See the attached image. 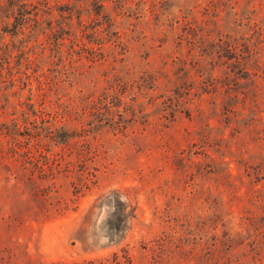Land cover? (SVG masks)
I'll return each mask as SVG.
<instances>
[{
    "label": "rangeland",
    "instance_id": "rangeland-1",
    "mask_svg": "<svg viewBox=\"0 0 264 264\" xmlns=\"http://www.w3.org/2000/svg\"><path fill=\"white\" fill-rule=\"evenodd\" d=\"M19 2L0 264H264V0Z\"/></svg>",
    "mask_w": 264,
    "mask_h": 264
},
{
    "label": "trees",
    "instance_id": "trees-1",
    "mask_svg": "<svg viewBox=\"0 0 264 264\" xmlns=\"http://www.w3.org/2000/svg\"><path fill=\"white\" fill-rule=\"evenodd\" d=\"M7 1L8 3L6 5L2 3L3 0H0V8L3 7L6 9L5 14H3V18H2V22H3L2 24L5 25L4 27H6L10 23L9 22L10 17H14V22L12 23V26L15 28V30L18 27L20 28L24 27L29 22V20L37 19V12H33L34 11L33 9L25 8L26 7L25 2L16 3V1L18 0H7ZM2 46H7V45L0 44V55L5 53L3 52ZM7 53H9L8 50H7ZM3 58H4V55L0 56V62ZM109 199H112V198H109Z\"/></svg>",
    "mask_w": 264,
    "mask_h": 264
}]
</instances>
